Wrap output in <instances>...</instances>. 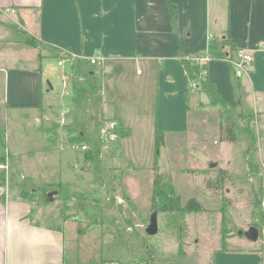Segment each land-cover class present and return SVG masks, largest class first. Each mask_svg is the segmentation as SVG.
<instances>
[{"label": "crops", "instance_id": "obj_1", "mask_svg": "<svg viewBox=\"0 0 264 264\" xmlns=\"http://www.w3.org/2000/svg\"><path fill=\"white\" fill-rule=\"evenodd\" d=\"M22 30L58 53L98 57L94 70L100 91L90 106L113 114L126 130L124 140L136 127H151L155 138L157 130L180 134L192 124L211 121L210 115L219 116L201 86H188L178 51L190 58L209 56L203 63L206 79L220 97L231 105L239 96L237 111L255 118L264 115V0H0V93L5 108L43 109L45 119L60 106L43 101L54 90L42 88L47 78L43 60L52 55L47 47L21 44ZM239 49L250 50L254 60L237 78L226 59ZM20 53L26 59L30 53L35 64L16 66L12 60ZM247 107L252 110L246 112ZM38 118L41 122L42 117L34 115ZM46 125L37 127V138L14 135L6 124L4 141L0 136V171L5 177L0 184V264H82L67 262L70 222L48 220L42 211L47 206L35 199L40 194L23 182L27 177L66 184L75 173L65 159L72 147L53 144ZM262 222L256 241L218 248L214 264H261L264 216Z\"/></svg>", "mask_w": 264, "mask_h": 264}, {"label": "rangeland", "instance_id": "obj_2", "mask_svg": "<svg viewBox=\"0 0 264 264\" xmlns=\"http://www.w3.org/2000/svg\"><path fill=\"white\" fill-rule=\"evenodd\" d=\"M48 48L46 52L52 56L43 60L47 78L42 88H48L49 81L54 90L46 93L43 101L60 104L58 111L44 119L43 109L7 110L0 93V136L4 141L6 124L14 135L37 138V127L47 124L53 144L72 147L65 159L75 173L69 175L72 178L66 184L23 179L27 187H36L40 194L36 202L47 206L42 211L48 220L70 222L73 231L66 232L65 239L67 262L146 264L151 255L154 264H214L218 248L239 241L252 243L243 233L253 223H261L264 212V115H252L257 136L253 150L247 149L243 132L237 131L236 141L222 139L219 113L216 118L209 114L211 121L192 124L186 132L164 133L163 144L158 147L151 127H136L131 138L124 140L126 130L113 114H103L91 106L86 116L90 140L72 141L68 126L77 109L71 103L72 85L81 86L84 77L71 69L62 53ZM22 54L12 60L16 66L35 64L30 53L28 59ZM58 59L63 66L58 65ZM87 66L96 67L95 63ZM248 108L246 112L252 110ZM34 115L42 117L41 122ZM238 121L242 126L246 123ZM96 142L101 157L97 172L94 160L86 156ZM219 169L225 171L221 181L217 180ZM6 177L13 181L10 174ZM176 197L180 207L194 198L201 208L161 210L164 201ZM154 210L158 232L147 235L145 229Z\"/></svg>", "mask_w": 264, "mask_h": 264}, {"label": "trees", "instance_id": "obj_3", "mask_svg": "<svg viewBox=\"0 0 264 264\" xmlns=\"http://www.w3.org/2000/svg\"><path fill=\"white\" fill-rule=\"evenodd\" d=\"M171 17H173V25H175L176 17L175 10L173 7L171 8ZM21 38V44L28 47L39 48L48 46L44 41L33 37L25 30L21 31ZM178 48L177 51L179 50ZM52 49L58 53L57 48ZM62 55L65 58H68V60L70 61L71 69L76 74H79V76L80 74H82V76L84 77V82H81V86H77L76 84L72 85V89L74 90V97L72 101L74 106L77 105V109H75V111L73 112V122L70 123V125L68 126L69 132L72 134L75 133V136L71 134V136H73L71 137V140L84 142L86 140H90L89 123L87 122L86 116L93 96L100 90L99 76L97 75L96 71L92 66H87V64H90L88 59L72 57L71 54L67 52H63ZM178 55H180L182 59V64L183 68L185 69L186 82L188 86L191 83H197L198 86H201L204 91L207 92L211 105H215L218 107L219 114L223 119V121L221 122L223 124L221 125L222 139L230 142L236 141L239 139L237 131H239L240 133L243 132L244 134H246L248 140L247 149L253 150L256 146L257 136L254 133L252 115H245L241 111L236 110V106L241 104L239 96L236 98L234 104L229 105L220 97V95L216 91L215 86L207 81L204 64H198L192 58L185 56L182 51H178ZM239 119L245 120L246 123L242 126L238 121ZM155 139L156 146L159 147L163 144L164 138L162 131H156ZM99 153L100 144L96 142L86 154L89 159L94 160L96 172L99 169V163L101 160V157H99ZM0 160H2V157L0 158ZM218 171L219 175L217 176V180L221 181L223 179L225 171L221 169H219ZM4 178V173L0 171V184L1 182H3ZM158 178L159 176H156L155 182H157ZM32 187L36 188L34 186ZM53 191H55L54 193H57V190ZM182 207L188 210H199L201 208V205L194 198H192L189 199ZM182 207H180L179 205L178 197L169 198L167 201H164V203L160 206L162 211H171L175 209L179 210L182 209ZM263 216L264 212L262 213L261 218ZM260 222L261 223L259 224L253 223V225L257 226L259 229V236H261L262 233V219ZM261 257V264H264V250H262ZM147 260L148 261L146 264H154L153 262L156 261L151 255H149V258Z\"/></svg>", "mask_w": 264, "mask_h": 264}, {"label": "built area", "instance_id": "obj_4", "mask_svg": "<svg viewBox=\"0 0 264 264\" xmlns=\"http://www.w3.org/2000/svg\"><path fill=\"white\" fill-rule=\"evenodd\" d=\"M8 10V9H7ZM14 11V10H12ZM264 49V48H263ZM194 61H196L198 64L206 63L208 60H210V57L207 55H196L194 58H192ZM229 63V65L233 68V72L235 77H240L243 73L247 72L249 69L248 66L253 62L254 55L250 50L245 49H239L238 53L235 56L227 57L226 59ZM90 64L97 63L98 57L91 56L89 58ZM59 65H62V60L58 61ZM190 89L196 90L198 87L197 83H191ZM0 168H3V165H0Z\"/></svg>", "mask_w": 264, "mask_h": 264}, {"label": "water", "instance_id": "obj_5", "mask_svg": "<svg viewBox=\"0 0 264 264\" xmlns=\"http://www.w3.org/2000/svg\"><path fill=\"white\" fill-rule=\"evenodd\" d=\"M47 84L49 86V88H52V85L50 84L49 81H47ZM148 226L145 229L146 234H155L158 232V225H157V211L154 210L150 213L149 216V221H148ZM244 236L248 239V240H253L256 241L258 239L259 236V229L257 226L252 225L249 226L248 229L243 233Z\"/></svg>", "mask_w": 264, "mask_h": 264}]
</instances>
